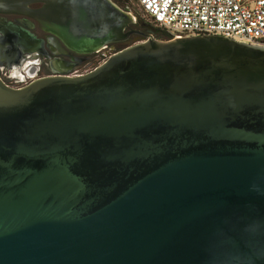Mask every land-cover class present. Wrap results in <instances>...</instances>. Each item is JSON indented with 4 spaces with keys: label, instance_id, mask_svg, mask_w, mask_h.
Instances as JSON below:
<instances>
[{
    "label": "water",
    "instance_id": "obj_1",
    "mask_svg": "<svg viewBox=\"0 0 264 264\" xmlns=\"http://www.w3.org/2000/svg\"><path fill=\"white\" fill-rule=\"evenodd\" d=\"M50 1L80 53L134 21ZM164 34L84 74L0 77V264H264V46Z\"/></svg>",
    "mask_w": 264,
    "mask_h": 264
},
{
    "label": "flooded vegetation",
    "instance_id": "obj_2",
    "mask_svg": "<svg viewBox=\"0 0 264 264\" xmlns=\"http://www.w3.org/2000/svg\"><path fill=\"white\" fill-rule=\"evenodd\" d=\"M50 2L30 0L28 8L17 6L8 12L0 13V77L7 85L21 87L44 76L83 74L86 64H94L99 59L105 61L135 39L155 37L158 31L151 21L133 11L130 0H110L124 12L130 13L134 21L125 26L124 34L107 42L104 47L80 53L70 49L65 39L54 32L57 30L52 27L47 8ZM10 25L17 30L11 29ZM20 27L43 40V43L39 40L42 45L29 51H24L21 47L18 49L17 43L20 39L23 40V37H20ZM131 30L135 31L129 32ZM27 31L25 32L29 34ZM28 43L32 44L30 40ZM14 45L16 48L12 47Z\"/></svg>",
    "mask_w": 264,
    "mask_h": 264
},
{
    "label": "built area",
    "instance_id": "obj_3",
    "mask_svg": "<svg viewBox=\"0 0 264 264\" xmlns=\"http://www.w3.org/2000/svg\"><path fill=\"white\" fill-rule=\"evenodd\" d=\"M134 1L157 30L175 38L221 35L264 46V0Z\"/></svg>",
    "mask_w": 264,
    "mask_h": 264
},
{
    "label": "rangeland",
    "instance_id": "obj_4",
    "mask_svg": "<svg viewBox=\"0 0 264 264\" xmlns=\"http://www.w3.org/2000/svg\"><path fill=\"white\" fill-rule=\"evenodd\" d=\"M130 1H132L133 2V11L136 13V14H138V15H142L143 14V12L141 11V9H140V6L137 4V2L136 1H134V0H130ZM145 38H147V37H140V38H137V39H135L134 41H133V43H138V42H140V41H143ZM155 38H157V39H160V40H166V39H169V37H167L161 30H158L157 31V34L155 35ZM133 43H131V44H133ZM124 48V47H123ZM120 50V49H119ZM104 62V60H101V59H99V60H97V62L96 63H90V64H86L84 67H83V69H84V73H87V72H89V71H91V70H93L94 68H96L97 66H99L100 64H102ZM83 73V74H84ZM71 75H73V74H71ZM76 75V74H75ZM78 75V74H77Z\"/></svg>",
    "mask_w": 264,
    "mask_h": 264
},
{
    "label": "bare ground",
    "instance_id": "obj_5",
    "mask_svg": "<svg viewBox=\"0 0 264 264\" xmlns=\"http://www.w3.org/2000/svg\"><path fill=\"white\" fill-rule=\"evenodd\" d=\"M20 34H22L20 37H23V40L20 39L19 42L17 43L18 45H16V47L18 49L21 47L22 50L29 51V50L35 49V46L42 45V43H43V42L40 43L39 41H36V42L33 41L32 38H30L26 33L23 34L22 32H20ZM7 35L11 36L12 34H7ZM29 40L31 41L32 44L28 43ZM3 47L5 48V46H3ZM12 47H15V45ZM0 48H2V45H0Z\"/></svg>",
    "mask_w": 264,
    "mask_h": 264
}]
</instances>
